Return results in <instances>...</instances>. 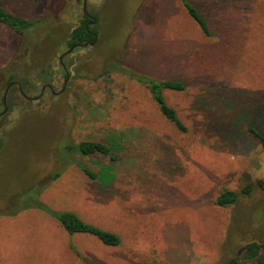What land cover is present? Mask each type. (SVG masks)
Instances as JSON below:
<instances>
[{"label": "rangeland", "instance_id": "374dc122", "mask_svg": "<svg viewBox=\"0 0 264 264\" xmlns=\"http://www.w3.org/2000/svg\"><path fill=\"white\" fill-rule=\"evenodd\" d=\"M205 14L202 32L180 0H87L97 41L68 52L84 0H0L21 17L40 20L16 32L0 22V212L39 199L117 232L121 243L68 234L41 208L0 216V264H225L243 260L264 215V151L247 128L264 133V0H191ZM52 28V33H51ZM128 73L180 79L165 90L186 131L160 112L149 88ZM104 70L109 73L104 74ZM121 146L117 160L73 153L113 180L90 179L64 148L82 140ZM261 180V183L259 182ZM229 206L225 189L240 191Z\"/></svg>", "mask_w": 264, "mask_h": 264}, {"label": "trees", "instance_id": "16d2710c", "mask_svg": "<svg viewBox=\"0 0 264 264\" xmlns=\"http://www.w3.org/2000/svg\"><path fill=\"white\" fill-rule=\"evenodd\" d=\"M180 1L186 9L188 15L198 24L202 32L208 36H211L212 32L209 28L205 14L201 12L191 0ZM95 18L96 21L93 23V25L87 26L89 18L84 16L81 22L71 30L67 40V45L69 47L81 42L94 41L96 39L98 36V29L96 27L97 17L95 16ZM0 22L9 26L16 32H21L23 30L35 27L40 23V20L21 17L0 5ZM120 70L123 71L122 69ZM103 73L107 74L109 73V70H104ZM125 74L132 79L144 83L149 88L152 97L159 107L160 112L169 122L174 124L182 131L187 130V126L178 116L176 109L167 102V99L164 95V91L168 89L177 91L184 90L186 85L182 80L174 78L156 79L154 77L145 75H136L133 72L128 73L127 71ZM12 80V77H10L8 79V83H10ZM247 130L252 137L260 142L264 151V133L254 124H250ZM1 143L2 141L0 140V145ZM120 147L121 146L114 140V138L109 139L106 143L96 140H82L78 144L73 145L74 151H71L65 147L64 154L68 156V160L63 167H58L53 171L51 178H59L67 166L70 164H76L90 179H99L103 184H109L113 180L111 166H105L104 170L98 174L85 163L73 158L72 155L74 152H79L82 155L101 154L114 161L118 158V150H120ZM259 182L261 183V180H259ZM252 189V182H246L240 191L234 189H225L216 197L215 202L219 206L232 205L238 201L240 193L248 195L251 193ZM14 206L15 202H13V205L8 207L5 212H0V216H13L18 214L20 211L31 207L41 208L46 210L47 214L53 217L68 234H89L96 237L103 244L108 246H116L121 243V236L117 232L102 228L94 223L86 221L75 211L69 209H55L52 207L51 209H47V207L39 199H35V202L31 205V207L26 206L22 209H15L13 208ZM242 249L243 260L239 256H232L226 261L225 264H264V215L259 238L257 240L248 242L243 246Z\"/></svg>", "mask_w": 264, "mask_h": 264}, {"label": "flooded vegetation", "instance_id": "af4514ba", "mask_svg": "<svg viewBox=\"0 0 264 264\" xmlns=\"http://www.w3.org/2000/svg\"><path fill=\"white\" fill-rule=\"evenodd\" d=\"M84 5H85V0H84V4H83V10H84V16H87L88 18H89V20H88V22H87V26H90V25H93V23L96 21V18H95V16H94V14H91V13H89L88 11H87V7H86V10L84 9ZM86 6H87V1H86ZM98 37V36H97ZM97 37H96V39H95V43H96V41H97ZM85 42H89L88 44H90V45H93V44H91L90 42H92V41H85ZM81 43H84V42H81ZM81 43H78V44H75V45H72V46H70L69 48H71V47H73V49L71 50V51H73L74 49H76L77 47H81V46H85V45H80ZM94 43V44H95ZM87 44V45H88ZM68 48V49H69ZM70 51V52H71ZM66 52V51H65ZM64 53V52H63ZM62 54V53H61ZM67 54V53H66ZM66 54L63 56V58H62V62H61V60H60V57H59V60H60V63L62 64V66H63V68H64V70H65V68L68 70V67L65 65V63H64V57L66 56ZM61 56V55H60ZM69 71V70H68ZM65 74H66V71H65ZM69 76H70V73H69ZM69 79V77L67 78V76H66V80H65V82L67 83V80ZM16 83V85L18 86V88H19V90H20V92L23 94V96L26 98V99H29V98H31V99H37V98H39L47 89H49L52 93H58V92H55L54 90H53V86H52V84L51 83H49V82H46V83H44L43 85H42V88H41V93L39 94V95H37V96H29V95H27V94H25V92L23 91V88H22V84H21V82H19V81H15V80H12L10 83H8L7 84V87H6V90H5V93L7 92V94H8V91L10 90V88H11V86H13L14 84ZM65 84V83H64ZM54 91V92H53ZM5 93H4V96H5ZM7 94H6V105H7V107H8V104H7ZM3 101H4V97H3ZM3 105H4V108H5V104H4V102H3ZM4 110V109H3ZM2 110V111H3ZM1 111V112H2ZM8 111V110H7ZM7 113V112H6ZM5 114V113H4ZM4 114H2V115H4ZM2 115H0V117L2 116Z\"/></svg>", "mask_w": 264, "mask_h": 264}, {"label": "water", "instance_id": "95a60500", "mask_svg": "<svg viewBox=\"0 0 264 264\" xmlns=\"http://www.w3.org/2000/svg\"><path fill=\"white\" fill-rule=\"evenodd\" d=\"M86 1L87 0H85V5H84V9L86 10ZM89 42H84V43H81L80 45H87ZM91 44H94L95 43V40L94 41H92V42H90ZM73 49V47H71V48H69L66 52H64V53H62L61 54V56H60V60H61V62H62V58H63V56L66 54V53H68V52H70L71 50ZM65 71H66V76H67V78L69 77V71L65 68ZM65 85H66V82H65V84H64V88H65ZM54 92V91H53ZM6 94H7V92L5 93V96H4V104H5V108H4V110L2 111V112H0V115H2V114H4V113H6L7 112V110H8V107H7V105H6Z\"/></svg>", "mask_w": 264, "mask_h": 264}]
</instances>
